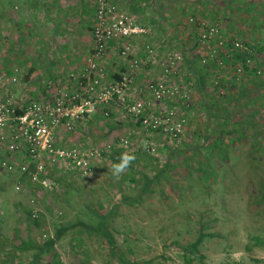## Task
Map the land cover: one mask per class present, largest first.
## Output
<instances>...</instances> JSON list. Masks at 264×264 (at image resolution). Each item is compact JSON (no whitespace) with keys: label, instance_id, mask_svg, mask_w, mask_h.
Listing matches in <instances>:
<instances>
[{"label":"rangeland","instance_id":"obj_1","mask_svg":"<svg viewBox=\"0 0 264 264\" xmlns=\"http://www.w3.org/2000/svg\"><path fill=\"white\" fill-rule=\"evenodd\" d=\"M181 1L178 0V4ZM214 1L219 4V11L214 9ZM227 3L210 0L208 4L209 15L214 18L217 14L215 19L220 30L250 45L263 41L264 0L240 1V11L236 7H225ZM186 15L181 13L179 20L175 19L169 26L163 25L158 30V36L172 34L176 42L158 41L153 36L158 54L162 55L170 48L183 53L184 59L176 68L177 74L172 77L173 81L183 86L187 80H193L184 60L191 58L189 48L197 38V31L185 23L189 16ZM192 16L197 17L195 14ZM184 34H187L188 40L180 43ZM210 64L206 89L214 97L217 80L229 82L231 86L233 72L230 60L223 68ZM148 71L142 78V89L159 73L154 63ZM241 84L248 94L240 90L238 84L231 86L234 92L231 108L234 112L241 111L240 106L236 107L238 100L242 103V98L252 95V82L242 80ZM188 91L190 104L176 103L187 120L183 136L172 141L155 134V155H146L141 149L145 132L139 123L119 110L117 116L123 126L113 132L111 141L116 143L124 137L128 138V145L114 146L116 150L94 163L89 176L71 172L64 173L66 175L62 178L53 172L52 178L48 175L53 183L52 189L44 191L39 186H33L27 174H20L17 170L12 173L0 170V264H121L120 255L131 264H201L197 259L198 253L204 255L205 264H264V198L261 197L264 192V155L252 156V126L245 129L242 139L230 136L234 141L224 159H218L213 145L201 147L192 158L188 157L183 146L203 143L196 132L205 129L206 122L199 93ZM140 96L149 101L156 111L171 104L168 100L156 102L145 92H140ZM247 109L251 111L252 107L248 105ZM261 113L263 116L257 117L255 125L264 136V110ZM109 118L113 120L110 115ZM126 153L136 156L133 171L128 167L123 173L113 175L112 164L115 162L112 158L119 159ZM197 161L203 165L211 163L210 170L214 172L211 178L204 177L207 167L197 171ZM58 170L63 172L64 169ZM143 170L147 171L144 174L148 178L159 174L158 179L145 184ZM68 174L72 176V181L67 185ZM132 176L135 181L131 180ZM17 184L21 186L19 191L14 188ZM32 207L40 210L39 226L26 218V211L30 212ZM108 212L111 215L110 231L114 237L113 249L95 230L78 224L66 230L52 249L33 260L36 251L33 245L44 244L42 233L54 235L62 226L73 225L76 221L94 227L100 219L98 214ZM200 231L209 236L204 238L198 253H186L192 262L185 263L182 247L191 243ZM256 237L260 239L259 243H256ZM26 241L32 245L25 250L21 246Z\"/></svg>","mask_w":264,"mask_h":264},{"label":"built area","instance_id":"obj_2","mask_svg":"<svg viewBox=\"0 0 264 264\" xmlns=\"http://www.w3.org/2000/svg\"><path fill=\"white\" fill-rule=\"evenodd\" d=\"M94 8L92 54L83 73L87 78L84 91L58 88L51 102L31 98L25 100L3 93L0 77V170L12 173L17 168L20 173L28 175L33 186H39L44 191L51 190L53 186L46 165L61 166L65 170L89 176L94 163L110 154L114 146L128 145V138L122 137L116 143L109 140L89 147L63 146L57 143L54 133L55 127L61 123L67 130H73L75 122L92 115L99 107L113 106L139 123L145 132L141 149L151 155L157 153L155 134L177 141L183 136L186 127L184 112L176 103L183 102L188 106L190 94L183 84L173 81L171 76L176 74V68L182 62V54L175 49L158 54L152 27L136 22L119 8L116 0H94ZM190 21L198 20L190 18ZM199 21V37L205 51L201 57L202 63L214 60L218 65H223L220 54L227 58L230 54L224 47L225 38L220 27L208 25L204 20ZM136 38L146 40L142 45L143 57L131 56L137 52ZM111 41L119 44L118 53L126 60V69L108 81L106 57ZM233 45L235 48L243 47L239 41H234ZM153 63L158 67V76L144 84L143 90L156 102H171L158 111L153 109L149 101L130 93L139 69ZM234 67L236 72H241L240 67ZM70 78L74 80L75 74H71ZM187 86H191V83L188 82ZM17 111L21 113L16 114ZM109 115L108 110L103 111L105 118H109ZM21 147L25 148L28 161L35 163L33 170L29 169V162L16 167L8 158V155L17 153ZM14 188L21 190L18 184ZM39 211L32 207L30 219H37ZM49 238H52V233L41 234L42 241Z\"/></svg>","mask_w":264,"mask_h":264},{"label":"crops","instance_id":"obj_3","mask_svg":"<svg viewBox=\"0 0 264 264\" xmlns=\"http://www.w3.org/2000/svg\"><path fill=\"white\" fill-rule=\"evenodd\" d=\"M189 1L183 0L178 4V0H116L119 8L126 11L136 22L150 25L158 41L162 42H176L172 34L158 36V30L163 25L169 26L175 19L179 20L181 13L213 20L208 12L210 0ZM213 6L216 11L220 10L216 1ZM94 9V0H0L2 92L25 100L31 98L40 102H51L58 88L84 91L87 78L83 73L92 54ZM214 18H217V14ZM181 37L180 43L188 40L187 34ZM145 41V38H136L137 52L132 57H143L142 45ZM118 45L111 41L108 46V81L126 69V60L119 55ZM150 67L152 64L139 69L135 86L130 90L133 96H140V92L147 93L141 84ZM71 74H75L74 80H71ZM140 79L141 82L138 83ZM104 110L110 112L113 120L103 116ZM119 112L113 106H101L92 115L75 122L73 130H67L61 123L54 129L56 141L63 146L83 147L108 142L112 139L113 132L123 126L122 120L117 116ZM8 125L11 126L10 123ZM8 158L16 167L29 162L24 147L17 153L8 155ZM34 166V162H29L30 170ZM59 168L62 167L47 165L48 175L51 177L54 172L64 178V173L75 172L65 169L62 172ZM16 170L18 171L17 168ZM69 174L66 177L67 185L72 181Z\"/></svg>","mask_w":264,"mask_h":264},{"label":"trees","instance_id":"obj_4","mask_svg":"<svg viewBox=\"0 0 264 264\" xmlns=\"http://www.w3.org/2000/svg\"><path fill=\"white\" fill-rule=\"evenodd\" d=\"M223 1L228 2L227 4H225L226 5L225 7L229 9L231 8L235 9L236 7L237 9H239V11L242 8V5L239 2L240 1L244 2V0H237V1L223 0ZM250 7L251 5L248 6V11L249 9H251ZM190 18L198 21L191 22ZM199 20H204L208 25L218 26V23H216L217 19L215 18H213L212 21L211 20L208 21L206 18L189 16L186 20L187 25H191L194 31H197V36H196L197 38L195 39L194 44L191 45V47L189 48L192 55L191 58H186V60H184L186 65L189 66L187 69L189 71V74L193 77L192 81L187 80L185 86H187L188 82H191L192 85L187 86V90L190 91L192 90L199 93L200 100H202L201 105L203 108V112L205 113L206 122H205V129L201 131L198 129V132H196L198 138H201L203 143L192 146L190 145L183 146L184 147L183 150H186L185 151L186 155L188 154L187 156L192 158L193 154L197 153V151H199L201 147L204 146L211 147L213 145L215 149L214 148L212 149L217 151V154L219 155V156L217 155L218 159H224L225 157H227L228 149L234 141V139L230 136L235 135L234 137H236L237 139H242L243 136H245V134L243 133L245 129H248L249 126H252V133H253L252 139L254 141V143L252 144V147L254 148V150L252 149V156L254 158L260 157V153L264 155V136L261 135L260 133L261 130H259L255 124L257 123V117L259 115L263 116L262 113L260 114V112L264 110V40L250 45L249 43L244 42L238 37L229 36V35L227 36V34H224L222 31V35L225 38L224 47H226L227 53L230 54V57L227 58L224 55L220 54L219 58L223 60V65H221V68H223L226 62L230 60V68L232 69L233 72V78L231 80L232 81L231 84L232 85L238 84L240 90L245 92V94L247 93V89L245 86H243V84H241V81L247 80L249 83L252 82L251 97L248 96L246 98L245 96V99L242 98V103H240V100H238L236 107L240 106L239 109H241V111L239 110L237 112H234L232 110L233 108H231V106L234 104L233 103L234 92L232 89L233 86L231 85L232 86L231 87L229 82H225V81L220 82V80L218 79L217 80L218 84L215 85L217 91V93H215L216 96L213 97L210 96V93L209 94L207 93L206 84H207L208 69L211 65L210 62L213 64V66L218 64L215 63L214 60H211L206 63H202L201 61L202 60L201 57L205 51L202 48L199 37V28L197 26L198 23L200 22ZM234 41H239L240 43H242L243 47L235 48L233 45ZM176 51L180 52L184 59L183 53L179 50ZM260 57H262V61L259 60L261 59ZM234 66L240 67L241 72L240 73L236 72ZM171 76L173 77V74ZM209 97L213 98V100H209L210 99ZM248 105L252 107L251 111H248L247 109ZM19 113L21 112L19 111L16 112V114ZM242 126H244L243 129L241 128ZM164 139L175 141L169 138H164ZM224 145H226V147H224ZM113 150L116 149H114L113 147L112 152ZM257 152H259V155H257ZM117 154L119 153L117 152ZM147 154L148 153H146V155ZM117 159H118L117 157L112 158L113 162H117L118 161ZM133 163L134 161H132L129 166V169H131V171H133L135 166L133 165ZM196 167H197V171L199 172L205 170L204 168L207 167L206 169L207 175L205 172H203L204 177H207V179L211 178L214 174V172H211L210 170L212 169L211 163L206 162L205 165H203L201 162L197 161ZM145 171L146 170L142 171V175L146 176V174L144 173H146L147 171L146 172ZM136 175L134 176L136 177ZM158 177L159 174L157 173L152 178H148L146 176L144 183L150 184L154 180L158 179ZM130 178L132 181L136 180V178H134L133 176ZM261 197L264 198V192ZM30 214L31 211L30 212L26 211L27 219H30ZM98 215L100 219H98L96 226L94 227L90 224H84L81 221H76L73 225L65 226V227L62 226L60 229L56 231L54 235L52 234V238L46 239L44 241V244L40 246L33 245V247L36 249L33 256V260L38 259L39 255L42 252L49 251L50 249H52L53 246L56 244V242L60 239V237L64 234L66 230H68L71 226L75 227V225L78 224L80 225L83 224V226L88 228L89 230H95L104 238L105 243L110 246V249L111 248L113 249L114 237L110 231V223H109L111 219L110 212H108L107 214H98ZM38 218L34 220L32 219L30 220H32L35 223V225L39 226L40 224ZM207 236L209 235L200 231L198 232L197 236L191 243L182 247V251H183L182 254L185 263L192 262V258H190L186 253L188 252L198 253L199 246L202 244L204 238ZM255 239H256V243L260 242V239L258 237H256ZM22 244L23 245L21 247L25 248V250L31 247L32 245L31 242L29 241H26L24 243L22 242ZM18 248L19 247H16L15 249ZM204 258H205L204 255L198 253L197 259L201 264H205ZM119 259L121 264H131V262L129 260H126L123 255H120Z\"/></svg>","mask_w":264,"mask_h":264},{"label":"clouds","instance_id":"obj_5","mask_svg":"<svg viewBox=\"0 0 264 264\" xmlns=\"http://www.w3.org/2000/svg\"><path fill=\"white\" fill-rule=\"evenodd\" d=\"M135 159V156L130 153L123 154L119 157L118 162L112 164L113 175H119L125 171Z\"/></svg>","mask_w":264,"mask_h":264}]
</instances>
